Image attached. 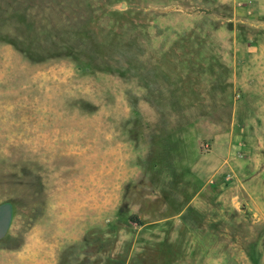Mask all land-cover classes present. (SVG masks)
I'll return each mask as SVG.
<instances>
[{
	"label": "rangeland",
	"instance_id": "obj_1",
	"mask_svg": "<svg viewBox=\"0 0 264 264\" xmlns=\"http://www.w3.org/2000/svg\"><path fill=\"white\" fill-rule=\"evenodd\" d=\"M263 80L264 0H0V264H264Z\"/></svg>",
	"mask_w": 264,
	"mask_h": 264
},
{
	"label": "crops",
	"instance_id": "obj_2",
	"mask_svg": "<svg viewBox=\"0 0 264 264\" xmlns=\"http://www.w3.org/2000/svg\"><path fill=\"white\" fill-rule=\"evenodd\" d=\"M264 80L263 82H260V88H264ZM256 85V84H255ZM259 94H260V98L258 100V102H255L254 106H255V111H254V114H253V119H254V136H253V141H255L257 139V137L260 138V136H262L264 134V89L263 90H260L259 91ZM256 119H259V121H256ZM254 161V164H253V173H255L256 171V166H257V162L256 160H253ZM262 160H260L258 162V165L260 167H264V163ZM264 169V168H263ZM262 173V175H264V170L262 172H260V174Z\"/></svg>",
	"mask_w": 264,
	"mask_h": 264
},
{
	"label": "water",
	"instance_id": "obj_3",
	"mask_svg": "<svg viewBox=\"0 0 264 264\" xmlns=\"http://www.w3.org/2000/svg\"><path fill=\"white\" fill-rule=\"evenodd\" d=\"M15 216L14 204L11 201L0 203V242L8 236Z\"/></svg>",
	"mask_w": 264,
	"mask_h": 264
},
{
	"label": "trees",
	"instance_id": "obj_4",
	"mask_svg": "<svg viewBox=\"0 0 264 264\" xmlns=\"http://www.w3.org/2000/svg\"><path fill=\"white\" fill-rule=\"evenodd\" d=\"M133 223H137V225H141V222H139L136 218H132Z\"/></svg>",
	"mask_w": 264,
	"mask_h": 264
}]
</instances>
